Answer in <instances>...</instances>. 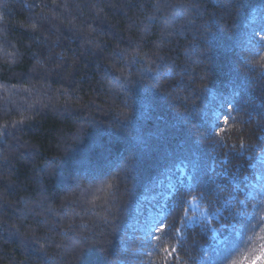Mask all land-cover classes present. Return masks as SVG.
<instances>
[{
	"label": "trees",
	"instance_id": "trees-1",
	"mask_svg": "<svg viewBox=\"0 0 264 264\" xmlns=\"http://www.w3.org/2000/svg\"><path fill=\"white\" fill-rule=\"evenodd\" d=\"M233 261L264 264V0H0V264Z\"/></svg>",
	"mask_w": 264,
	"mask_h": 264
},
{
	"label": "rangeland",
	"instance_id": "rangeland-1",
	"mask_svg": "<svg viewBox=\"0 0 264 264\" xmlns=\"http://www.w3.org/2000/svg\"><path fill=\"white\" fill-rule=\"evenodd\" d=\"M214 118L213 119V124H216V126L219 125V123L221 122V119H222V109H217L215 114H214ZM216 126H213V129L216 128ZM148 220H147V223L145 224H138V228L139 230H141L142 232V237L144 236H148L151 234V232L155 229V222L156 220L158 219V216H161V210L160 208H150L149 209V213H148Z\"/></svg>",
	"mask_w": 264,
	"mask_h": 264
},
{
	"label": "clouds",
	"instance_id": "clouds-1",
	"mask_svg": "<svg viewBox=\"0 0 264 264\" xmlns=\"http://www.w3.org/2000/svg\"><path fill=\"white\" fill-rule=\"evenodd\" d=\"M225 122H226V118H225ZM252 264H256V262H255V261H253V262H252Z\"/></svg>",
	"mask_w": 264,
	"mask_h": 264
},
{
	"label": "snow or ice",
	"instance_id": "snow-or-ice-1",
	"mask_svg": "<svg viewBox=\"0 0 264 264\" xmlns=\"http://www.w3.org/2000/svg\"><path fill=\"white\" fill-rule=\"evenodd\" d=\"M233 264H235V262L233 261Z\"/></svg>",
	"mask_w": 264,
	"mask_h": 264
}]
</instances>
